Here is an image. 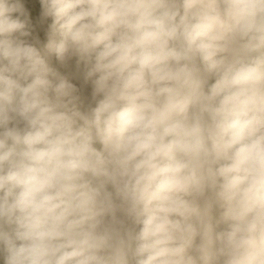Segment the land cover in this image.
Returning a JSON list of instances; mask_svg holds the SVG:
<instances>
[{"label":"clouds","instance_id":"clouds-1","mask_svg":"<svg viewBox=\"0 0 264 264\" xmlns=\"http://www.w3.org/2000/svg\"><path fill=\"white\" fill-rule=\"evenodd\" d=\"M0 264H264V0H0Z\"/></svg>","mask_w":264,"mask_h":264}]
</instances>
